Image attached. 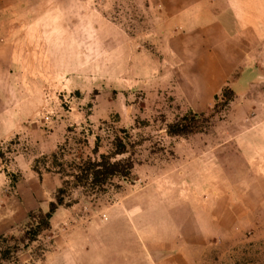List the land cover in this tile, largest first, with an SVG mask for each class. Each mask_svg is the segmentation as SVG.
I'll list each match as a JSON object with an SVG mask.
<instances>
[{
    "label": "crops",
    "instance_id": "0c3cea01",
    "mask_svg": "<svg viewBox=\"0 0 264 264\" xmlns=\"http://www.w3.org/2000/svg\"><path fill=\"white\" fill-rule=\"evenodd\" d=\"M6 1L0 0V150L4 152L8 145H13V150L8 166L0 158V238L20 235L28 213L45 210L62 185L61 176L53 169L47 166L38 173L34 162L58 155L67 137L43 134L39 127L28 125L41 101L36 93L21 96L20 88L28 78L87 70L84 62L99 51L97 26L92 21H69L66 13L59 21L30 23L18 19L19 0H10L9 5ZM149 1L166 30L159 51L170 68H162L160 61L158 67L149 68L147 62L155 60L145 57L144 75L170 71L178 103L197 114L212 109L223 91H230L234 97L229 106L232 123L225 140L234 141L245 171L264 177V95L258 84L264 83V0ZM73 2L66 0L65 5ZM56 7L60 5L49 9ZM132 44L124 40L120 48L112 45L106 49L107 58L113 61L119 52L124 58L130 57ZM127 64L132 75L130 62ZM20 78H24L22 85ZM41 105L46 109V103ZM35 131L36 136H30ZM208 139L180 138L184 144L179 146H186L181 152L187 160L180 164L176 156L177 181H182L186 171L209 170L217 146L210 145ZM15 172L18 176L14 179ZM212 187L219 184L202 175L190 183L194 193L188 203L182 202L176 191L168 207L162 201L150 202L148 192L134 199L119 196L109 203L103 197L94 207L84 200L60 207L50 221L51 232L59 231L57 247L38 264H200L198 255L204 252L205 242L226 233L214 222L220 220L221 204H215L221 203L223 193ZM251 192L257 206L264 189L254 187ZM245 198L229 202L234 213H243ZM138 199L145 208L134 207L141 202ZM250 204L245 208L253 209V202ZM102 216L110 221L134 222L141 232L137 245L125 244L123 235L119 243L107 245L110 243L105 236H114L115 231H101Z\"/></svg>",
    "mask_w": 264,
    "mask_h": 264
},
{
    "label": "rangeland",
    "instance_id": "374dc122",
    "mask_svg": "<svg viewBox=\"0 0 264 264\" xmlns=\"http://www.w3.org/2000/svg\"><path fill=\"white\" fill-rule=\"evenodd\" d=\"M65 3L66 0H19L18 3L19 20L30 23L55 22L67 13L69 21H92L96 24L99 38V51L89 55V59L84 62L87 70L78 68L60 71L49 77L28 78L23 89L20 88L21 96L25 92H29V95L36 93L41 104L46 103V109L38 105L28 125L39 127L43 134L67 137L60 145L55 162L51 157H40L35 160L34 166L38 169H46L48 166L54 173L70 180L72 164H80L88 158L97 160L99 155L109 153L113 136H121L120 130L129 128L137 139L131 154L136 163L132 180H115L104 193L74 190L75 203L72 206L84 200L94 207L97 200L103 197L109 203L119 196L134 199L148 192L152 197L150 202L162 201L168 207L176 191L182 202L188 203L190 194L194 193L190 183L203 175L219 184L217 188L223 193L221 203L215 204H221L220 220L214 222L225 228L226 233L221 236L216 234V240L211 237L209 243L205 242L204 252L198 255H201L200 264H264V197L259 198L261 202L256 206L257 198L251 192L254 187L264 189V177L257 178L253 173L245 171L246 167L234 141L225 140L232 123L229 106L230 100L234 99L233 94L226 90L216 99L212 109L201 113L204 119L196 121L195 131L181 136L168 135L167 124L191 109L180 106L174 96V80L170 71H162L164 74L157 76L144 75L145 57L150 56L155 60L147 62L149 68L158 67L159 61L162 68H170L168 59L159 51L166 30L152 3L149 0H74L73 5ZM6 4L9 5L10 0ZM53 5L60 7L49 9ZM124 40L133 43L130 57L124 58L123 52H119L113 61L108 59L106 49L112 45L120 48ZM129 62L132 75L128 74ZM22 81L24 78H20L21 85ZM258 84L264 95V83ZM45 116L48 117L47 121ZM36 131L31 132L30 136H36ZM189 136H209L210 145L217 147L211 154L209 170L204 173L186 171L180 182L174 171L176 156L180 164L187 160L181 152L186 146L179 145L184 144L180 138ZM96 137L99 138L98 153L94 152ZM12 146L4 147L6 154L2 161L6 166ZM177 149L179 151L176 154ZM12 176L14 178L18 174L15 172ZM217 188L212 187L215 191ZM243 196H246L242 201L243 213H234V206L229 205V202ZM252 202L253 209L245 208V205L249 206ZM145 206L143 201L134 205L137 210ZM187 208L191 209L190 206ZM184 210L186 214V208ZM235 216H242L243 219H231ZM99 223L103 233L115 231L114 236H105L106 242L110 243L107 245L119 243L122 235L127 245L135 246L139 242L141 232L132 221H110L102 216ZM201 225L204 229L208 228L203 223ZM19 236H7L6 242H0V249L15 245ZM58 236V230L51 232L49 228L28 248L19 251L9 261L0 260V264H38L56 249Z\"/></svg>",
    "mask_w": 264,
    "mask_h": 264
},
{
    "label": "trees",
    "instance_id": "16d2710c",
    "mask_svg": "<svg viewBox=\"0 0 264 264\" xmlns=\"http://www.w3.org/2000/svg\"><path fill=\"white\" fill-rule=\"evenodd\" d=\"M225 92L226 90L223 91V93ZM203 119V114H196L189 110L185 115L167 124V134L170 136H181L191 133L197 129V126H195L196 121ZM120 133L122 134L121 136H113L110 144L111 151L109 153L99 155L97 160L88 158L80 164H72L73 171L69 175L70 180H65L64 177H61L62 185L56 191L53 201L49 202L45 210L37 209L30 211L27 215V222L15 245L7 246L3 250L0 249L1 261H9L19 251L33 244L44 231L49 230L50 221L56 210L60 207H70L75 203L73 199L74 190L79 189L84 192L104 193L107 187L111 186L115 180H132L136 163L131 154L137 145V139L130 133L129 128L121 129ZM12 143L10 142V144ZM98 149L99 138L96 137L94 152L98 153ZM5 154V152H1L0 150L1 159H3ZM125 155L129 156L123 157ZM51 158L55 162L57 155L54 154ZM34 169L40 173L37 167L34 166ZM0 242H6V237H1Z\"/></svg>",
    "mask_w": 264,
    "mask_h": 264
},
{
    "label": "built area",
    "instance_id": "2783aa9c",
    "mask_svg": "<svg viewBox=\"0 0 264 264\" xmlns=\"http://www.w3.org/2000/svg\"><path fill=\"white\" fill-rule=\"evenodd\" d=\"M44 119L47 121V120H48V117H47V116H45V117H44Z\"/></svg>",
    "mask_w": 264,
    "mask_h": 264
}]
</instances>
